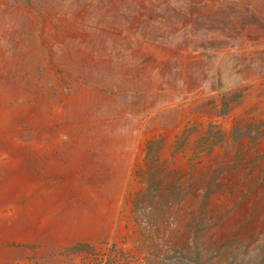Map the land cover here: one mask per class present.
<instances>
[{
	"label": "rangeland",
	"instance_id": "374dc122",
	"mask_svg": "<svg viewBox=\"0 0 264 264\" xmlns=\"http://www.w3.org/2000/svg\"><path fill=\"white\" fill-rule=\"evenodd\" d=\"M0 264H264V0H0Z\"/></svg>",
	"mask_w": 264,
	"mask_h": 264
}]
</instances>
